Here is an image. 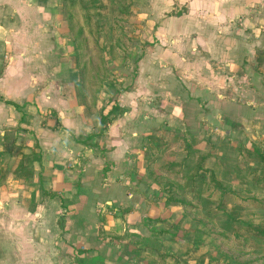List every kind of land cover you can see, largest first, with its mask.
<instances>
[{
	"label": "crops",
	"instance_id": "crops-1",
	"mask_svg": "<svg viewBox=\"0 0 264 264\" xmlns=\"http://www.w3.org/2000/svg\"><path fill=\"white\" fill-rule=\"evenodd\" d=\"M39 1L0 0V264H192L200 170L168 167L264 120V0H137L146 46L105 101Z\"/></svg>",
	"mask_w": 264,
	"mask_h": 264
},
{
	"label": "rangeland",
	"instance_id": "rangeland-1",
	"mask_svg": "<svg viewBox=\"0 0 264 264\" xmlns=\"http://www.w3.org/2000/svg\"><path fill=\"white\" fill-rule=\"evenodd\" d=\"M55 1L61 6L60 18L69 28L82 85L90 94L86 96L105 101L100 95L113 94L121 86V79L135 71L136 61L145 49L137 28L139 3ZM39 2L43 4V0ZM4 54L0 48V58L4 59ZM25 64L32 69L33 63ZM42 64L41 85L48 81L45 62ZM262 114L259 109L239 137L212 142L202 151L208 156L179 160V155L168 167L200 170L195 174L199 206H185L188 217L179 223L183 229L196 232L193 245L179 250L182 256L191 257L192 264H264V120L258 119ZM190 171L183 172L179 181L187 186L180 191L185 196L194 190V183L189 184L194 178Z\"/></svg>",
	"mask_w": 264,
	"mask_h": 264
},
{
	"label": "trees",
	"instance_id": "trees-1",
	"mask_svg": "<svg viewBox=\"0 0 264 264\" xmlns=\"http://www.w3.org/2000/svg\"><path fill=\"white\" fill-rule=\"evenodd\" d=\"M112 111H113V112L116 111V113H117L118 110L116 109V106H115V107H112ZM104 119H105V118H103V120H104ZM253 232H255V231H253Z\"/></svg>",
	"mask_w": 264,
	"mask_h": 264
}]
</instances>
